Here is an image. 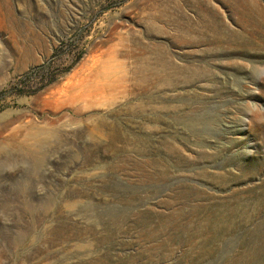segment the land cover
<instances>
[{"label":"rangeland","instance_id":"rangeland-1","mask_svg":"<svg viewBox=\"0 0 264 264\" xmlns=\"http://www.w3.org/2000/svg\"><path fill=\"white\" fill-rule=\"evenodd\" d=\"M0 264H264V0H0Z\"/></svg>","mask_w":264,"mask_h":264},{"label":"trees","instance_id":"trees-1","mask_svg":"<svg viewBox=\"0 0 264 264\" xmlns=\"http://www.w3.org/2000/svg\"><path fill=\"white\" fill-rule=\"evenodd\" d=\"M42 67H45V65H43ZM18 88H19L18 90H23V84H22V82H20V85H19Z\"/></svg>","mask_w":264,"mask_h":264}]
</instances>
